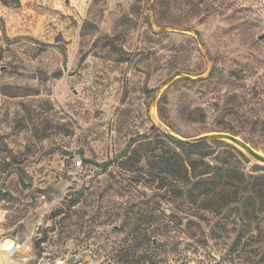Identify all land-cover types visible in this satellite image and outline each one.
Segmentation results:
<instances>
[{
  "label": "rangeland",
  "instance_id": "1",
  "mask_svg": "<svg viewBox=\"0 0 264 264\" xmlns=\"http://www.w3.org/2000/svg\"><path fill=\"white\" fill-rule=\"evenodd\" d=\"M224 128L264 155V0H0V264H264V211H208L151 164L165 133Z\"/></svg>",
  "mask_w": 264,
  "mask_h": 264
},
{
  "label": "trees",
  "instance_id": "2",
  "mask_svg": "<svg viewBox=\"0 0 264 264\" xmlns=\"http://www.w3.org/2000/svg\"><path fill=\"white\" fill-rule=\"evenodd\" d=\"M2 1L9 5L19 2ZM220 132L238 136L231 128H224ZM164 138L166 150L162 155H153L151 164L158 167L161 173L176 177L192 201L207 203L205 209L215 213H221L232 202H242L239 211L245 215L264 211V174L247 175L229 163L216 165L208 162V149L211 144H216L215 141L186 145L175 140L169 133H165ZM119 158L122 159L120 165L129 170L141 161L142 156L138 150H131V146H128ZM109 164L99 166L104 169ZM180 192L183 193L182 188ZM6 200L7 194L0 192V201Z\"/></svg>",
  "mask_w": 264,
  "mask_h": 264
},
{
  "label": "water",
  "instance_id": "3",
  "mask_svg": "<svg viewBox=\"0 0 264 264\" xmlns=\"http://www.w3.org/2000/svg\"><path fill=\"white\" fill-rule=\"evenodd\" d=\"M175 78H173L169 83H171ZM171 137H173L175 140L178 142H181L186 145H191V144H198L202 142H210V141H224L228 142L240 150L244 151L248 155H250L252 158H254L257 162L261 163L264 165V155L258 153L255 149H253L248 143H246L244 140L241 138L234 136L230 133H225V132H216V133H210L206 135H202L196 138H191V139H184L181 138L175 134L169 133Z\"/></svg>",
  "mask_w": 264,
  "mask_h": 264
},
{
  "label": "built area",
  "instance_id": "4",
  "mask_svg": "<svg viewBox=\"0 0 264 264\" xmlns=\"http://www.w3.org/2000/svg\"><path fill=\"white\" fill-rule=\"evenodd\" d=\"M76 165L80 166L81 165V161H77ZM23 264H30V260H28V259L24 260ZM36 264H66V261L63 260V259H58V260L52 262V261L47 260L46 258H41V259H39L37 261Z\"/></svg>",
  "mask_w": 264,
  "mask_h": 264
},
{
  "label": "crops",
  "instance_id": "5",
  "mask_svg": "<svg viewBox=\"0 0 264 264\" xmlns=\"http://www.w3.org/2000/svg\"><path fill=\"white\" fill-rule=\"evenodd\" d=\"M17 250H18V248H17ZM12 254V253H11ZM8 262H9V264H16V262L15 261H13L12 259H10V260H8L6 263H4V264H8Z\"/></svg>",
  "mask_w": 264,
  "mask_h": 264
},
{
  "label": "bare ground",
  "instance_id": "6",
  "mask_svg": "<svg viewBox=\"0 0 264 264\" xmlns=\"http://www.w3.org/2000/svg\"><path fill=\"white\" fill-rule=\"evenodd\" d=\"M13 248H15L14 246H8V247H6V250H8V251H11ZM12 254H13V252H11Z\"/></svg>",
  "mask_w": 264,
  "mask_h": 264
}]
</instances>
